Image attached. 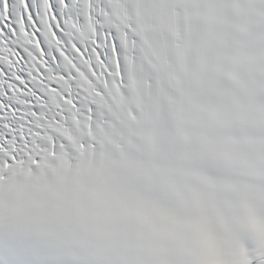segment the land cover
I'll return each instance as SVG.
<instances>
[{"label": "snow or ice", "instance_id": "1", "mask_svg": "<svg viewBox=\"0 0 264 264\" xmlns=\"http://www.w3.org/2000/svg\"><path fill=\"white\" fill-rule=\"evenodd\" d=\"M109 0H0V142L28 139L84 78L100 72L110 49ZM91 69V70H90ZM0 264H44L26 241L0 239Z\"/></svg>", "mask_w": 264, "mask_h": 264}, {"label": "clouds", "instance_id": "2", "mask_svg": "<svg viewBox=\"0 0 264 264\" xmlns=\"http://www.w3.org/2000/svg\"><path fill=\"white\" fill-rule=\"evenodd\" d=\"M50 194L86 201L89 225L100 231L116 227L130 211L154 226L161 235L176 230H191L195 235L197 231L190 221L176 217L164 206L145 202L133 188L105 176L99 169L95 173L94 187L74 185Z\"/></svg>", "mask_w": 264, "mask_h": 264}]
</instances>
